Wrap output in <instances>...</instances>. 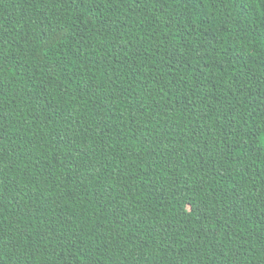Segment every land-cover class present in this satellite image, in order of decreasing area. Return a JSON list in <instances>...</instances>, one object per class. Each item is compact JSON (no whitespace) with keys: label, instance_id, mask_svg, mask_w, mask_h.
<instances>
[{"label":"trees","instance_id":"trees-1","mask_svg":"<svg viewBox=\"0 0 264 264\" xmlns=\"http://www.w3.org/2000/svg\"><path fill=\"white\" fill-rule=\"evenodd\" d=\"M0 264H264V0H0Z\"/></svg>","mask_w":264,"mask_h":264},{"label":"rangeland","instance_id":"rangeland-1","mask_svg":"<svg viewBox=\"0 0 264 264\" xmlns=\"http://www.w3.org/2000/svg\"><path fill=\"white\" fill-rule=\"evenodd\" d=\"M177 189H179V187H176Z\"/></svg>","mask_w":264,"mask_h":264}]
</instances>
